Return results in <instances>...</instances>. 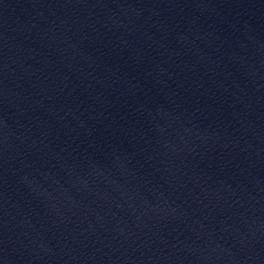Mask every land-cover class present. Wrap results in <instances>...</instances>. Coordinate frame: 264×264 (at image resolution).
<instances>
[{
	"label": "water",
	"instance_id": "1",
	"mask_svg": "<svg viewBox=\"0 0 264 264\" xmlns=\"http://www.w3.org/2000/svg\"><path fill=\"white\" fill-rule=\"evenodd\" d=\"M137 76L264 170V0H55Z\"/></svg>",
	"mask_w": 264,
	"mask_h": 264
}]
</instances>
